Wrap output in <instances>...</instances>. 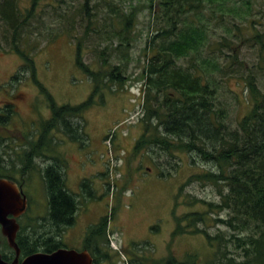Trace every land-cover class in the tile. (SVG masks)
Listing matches in <instances>:
<instances>
[{"label": "trees", "instance_id": "trees-1", "mask_svg": "<svg viewBox=\"0 0 264 264\" xmlns=\"http://www.w3.org/2000/svg\"><path fill=\"white\" fill-rule=\"evenodd\" d=\"M54 1L0 0V47L8 48L22 59L10 81L18 84L25 76L32 77L46 95L51 111V116L41 122L37 141L30 140V147L25 149V165L21 170L24 175L33 170L36 157L52 160L41 169L49 197V212L42 218L43 223L34 224L31 220L22 226L17 234L19 245L22 242L36 246L41 236L53 238L58 247L61 241L56 237L74 224L79 195L67 187L68 162L59 151H55L57 142L52 135L54 131H60L68 140L77 141L81 146L90 144L85 113L102 100L100 96L105 89L112 92L125 89L130 78L128 67L132 60L130 50L135 22L141 9L137 5L125 12L121 4L124 0ZM230 1L236 0L149 1L157 28L145 47L147 59L141 72L143 100L140 122L145 129L131 153L150 160L162 177L171 174L169 167L179 165L173 164L168 156L173 157L180 151L188 153L192 160L199 158L212 164L213 167L207 171L192 174L180 191L194 181L202 185L211 184L217 189L220 195L217 202H202L210 212L218 215L222 211L227 212V216L215 217V221L220 228H230L231 237L225 239L219 233L212 235L196 226L198 222H206L208 211H194L183 216L174 213L176 228L173 237L182 233L204 232L211 246L215 242L216 247L215 258L205 264H264V91L254 74L246 78L252 107L236 125L230 123L228 108L218 96V86L223 78L239 70L235 64L243 63L240 47L228 44L232 40L222 34L219 39H213L217 32L214 25L225 23L227 12L242 14L244 10L241 6H232ZM242 1L249 8L251 0ZM42 2L44 5L40 8ZM52 15L55 23L49 24ZM60 34H68L74 40L76 65L93 83L91 94L79 104H58L37 78L36 50L41 49L43 41H53ZM91 37L109 42L102 49L95 47L100 53L94 59L100 67H96L93 61L84 60L85 42ZM115 39L118 40L114 49L119 59L117 62L111 60L114 53L109 50ZM252 39H257L261 50H264V35L256 34ZM212 43L213 48L207 50ZM227 47L231 54L224 51ZM226 56L230 57L229 63L222 61ZM7 110L8 114L12 112ZM9 117H0V123L6 124ZM43 146L46 148L41 149ZM165 155L166 161L163 159ZM0 167L4 168V165L0 163ZM1 168L0 177L16 180L11 171L8 173ZM82 187L84 190L90 188L88 178L82 181ZM181 195L182 192H178L177 198ZM186 202L193 204L197 201L187 199ZM108 218V215L103 216L86 233V247L94 256L108 240ZM187 221L189 224L184 225ZM191 225L194 229L189 231ZM3 243L6 248L3 258L10 260L14 251L5 237ZM229 244L236 251L233 252ZM101 256L104 261L112 258L105 248ZM164 261L195 264L197 258L193 263H181L173 256Z\"/></svg>", "mask_w": 264, "mask_h": 264}, {"label": "rangeland", "instance_id": "rangeland-1", "mask_svg": "<svg viewBox=\"0 0 264 264\" xmlns=\"http://www.w3.org/2000/svg\"><path fill=\"white\" fill-rule=\"evenodd\" d=\"M149 1L121 2L125 12H129L137 5L141 7L135 22L133 46L130 50L132 56L128 67L130 78L124 90L112 92L105 89L100 96L102 100L86 111V129L91 146L88 144L81 146L77 141L68 140L64 133L53 132L52 137L54 136L57 142L55 151H59L68 162L66 172L69 188L74 193L80 192L79 208L65 246L81 250L90 227L108 215L106 235L108 240L102 247L112 255V258L102 264H170L164 261L170 256L181 263L186 261L193 263L196 257L195 264H205L215 258V242L211 246L204 232L182 233L173 237L176 228L174 213L183 216L194 211H208L206 222H198L196 226L206 229L212 235L219 233L225 239L231 237L232 230L228 227L220 228L215 221V217L227 216V212L222 211L220 215L217 212H210L207 205L202 202V200L217 202L220 196L217 189L211 184L202 185L194 181L180 191V187L185 185L192 174L207 171L213 165L199 158L192 160L188 153L180 151L173 157L168 156L173 164L179 165L176 168L169 167L171 174L162 177L150 160L146 161V158L142 156L139 158L131 153L137 127L139 136L145 129L140 122L143 100L141 72L147 59L145 47L157 28ZM48 2L55 3L54 0ZM230 2L232 6H241L244 10L242 14L227 12L224 16L225 23L214 25L217 32L213 39H219V35L222 34L233 41H229V45L240 47V59L243 63L235 64L239 70L228 73L218 86L219 100L228 108L230 123L236 125L252 107L246 78L254 74L258 85L264 91V50H261L257 39H252L256 34L264 35V0H251L248 3L249 8L242 0ZM43 5L42 2L40 8ZM54 20L52 15L49 24L55 23ZM85 43L84 60L93 61L96 67H100L94 59H97L100 53L95 47L102 49L109 45V42L91 37ZM117 44L118 40H113V47L109 48L112 53L115 52ZM213 46L212 43L206 49ZM224 51L232 53L229 47ZM116 55L114 53L111 57L113 62L119 61ZM34 59L38 80L48 88L58 104H79L91 94L93 83L76 65V44L68 34H60L53 41L48 39L43 41L41 49L36 50ZM229 60V56L222 58L223 62L229 63ZM21 62L20 56L6 47H0V98L4 92L22 96L20 100L16 99L17 115H20V118L9 120L5 127H0V163L4 165V168H0L8 173L11 171L16 180L22 182L23 191L28 197L29 208L19 221L28 223L32 220L34 224H38V217H47L49 212V197L41 167L48 165L52 160L36 157L33 170L26 175L21 170L25 165L23 161L25 149L30 147V140L37 141L41 122L51 116V111L46 95L32 77L27 75L18 84L10 81ZM119 93L123 94L118 95ZM128 129L130 134L125 136ZM120 132L122 147L119 149L121 154L117 155L114 140ZM110 133L114 135L111 141L108 140ZM101 141H104L106 147L112 142L111 148L106 149L105 162L108 171L105 175L100 171L103 159L98 149L104 148ZM45 148L46 146L41 147ZM112 149L115 159L109 156ZM163 159L166 161V155ZM6 166L9 169L5 168ZM83 175L92 181L90 192L89 189L86 191L81 189L83 179L81 181L79 179ZM104 180L108 182L104 183ZM178 192L180 194L182 192L179 199ZM187 199L197 202L188 204ZM183 224L188 225L189 222ZM193 227L191 225L189 231L194 229ZM0 238L3 239L1 231ZM229 247L233 252L236 251L232 244H229Z\"/></svg>", "mask_w": 264, "mask_h": 264}, {"label": "water", "instance_id": "water-1", "mask_svg": "<svg viewBox=\"0 0 264 264\" xmlns=\"http://www.w3.org/2000/svg\"><path fill=\"white\" fill-rule=\"evenodd\" d=\"M28 208V198L21 185L15 180L0 177V226L11 248L15 250V259L9 262L0 253V264H17L21 248L17 241L20 229L18 218ZM1 244V240H0ZM21 264H93L92 255L88 250L59 248L53 252H35L24 258Z\"/></svg>", "mask_w": 264, "mask_h": 264}, {"label": "flooded vegetation", "instance_id": "flooded-vegetation-1", "mask_svg": "<svg viewBox=\"0 0 264 264\" xmlns=\"http://www.w3.org/2000/svg\"><path fill=\"white\" fill-rule=\"evenodd\" d=\"M21 98H22L21 94H13V93L6 94L4 92L3 93V97L0 98V117H4L5 115H10L9 120L20 118V115L19 116L17 115L18 103L16 102V99L20 100ZM7 109H11L12 112H10V114H8L7 113V111H8ZM5 125H7V124H0V127H5ZM18 153H20V152H18ZM5 168H7V166ZM7 169H9V168H7ZM10 175H12V174H10ZM20 218L21 217L18 218V221L20 220ZM28 222H30V220ZM19 223H20V230H21L22 226L25 225L27 222L19 221ZM40 232H42V229L40 230ZM1 233H2V231H1ZM69 237H70V227L65 228L61 233H59V236L56 237L57 240L61 241L60 242L61 244L58 247H56V242L53 240V238L52 239H45V238H43L41 236H40L39 241H38L36 246L35 245L29 246L28 244H22V242H21L22 246H20L21 244L19 245L20 248H21V253H20V256H19V262L17 264H21V262H22V260L24 258H26L28 255L33 254V253H35L37 251H45V252H50L51 251V252H53V251L57 250L60 247H66L65 246V241ZM0 240H1L0 253L2 254V257H3V253H5L6 248L4 246L3 239L0 238ZM17 241H18V239H17ZM4 248H5V250H4ZM96 248H99V246H97ZM100 248H102V250H103V247H100ZM84 250H89L86 247V243H84L83 246H82V249L78 250V251H84ZM102 250L98 249L97 253H96V256H94L92 254V252L89 250L91 255H92L93 264H102L104 262V258L101 256ZM13 251H14V249H13ZM11 258H10V260L8 259L7 261H9V262H13L14 261V259H15V251H14V255Z\"/></svg>", "mask_w": 264, "mask_h": 264}, {"label": "crops", "instance_id": "crops-1", "mask_svg": "<svg viewBox=\"0 0 264 264\" xmlns=\"http://www.w3.org/2000/svg\"><path fill=\"white\" fill-rule=\"evenodd\" d=\"M121 94H123V93H119L118 95H121ZM130 97V96H129ZM128 97V98H129ZM131 97H133V94L131 93ZM133 100V99H132ZM144 130V129H143ZM132 131H133V129H132ZM136 132H137V134H136V136H135V138L132 140V144H135V141H136V139H138L140 136H139V128L137 127V129H136ZM143 133V132H142ZM129 134H130V129H128V133L127 134H124L125 136H129ZM121 136H122V132H120L116 137H115V140H114V146H115V149H116V153H117V155H120L121 154V151L119 150L120 149V147H122L121 146V143H120V139H121ZM101 143L103 144V146H104V148L103 149H98L100 152H101V158L103 159V166L100 168V171H102L101 172V174H103V173H106V163L107 162H105L106 160H107V157H106V146H105V143H104V141H101ZM88 146H91V143H90V145H88ZM133 146V145H132ZM132 148V147H131ZM133 150V149H132ZM124 154H125V152H124ZM142 164V163H141ZM142 166V165H141ZM104 171V172H103ZM97 173H100V172H97ZM85 175H83L80 179H79V181H81L83 178H85L84 177ZM88 177V176H87ZM90 177V176H89ZM68 178V177H67ZM107 182V180H104V183H106ZM67 183H68V179H67ZM68 185V187L70 186L69 185V183L67 184ZM104 185V184H103ZM79 192V191H78Z\"/></svg>", "mask_w": 264, "mask_h": 264}]
</instances>
